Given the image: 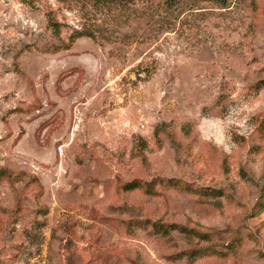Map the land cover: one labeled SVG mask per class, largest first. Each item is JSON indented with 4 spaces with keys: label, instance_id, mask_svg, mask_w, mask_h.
<instances>
[{
    "label": "rangeland",
    "instance_id": "obj_1",
    "mask_svg": "<svg viewBox=\"0 0 264 264\" xmlns=\"http://www.w3.org/2000/svg\"><path fill=\"white\" fill-rule=\"evenodd\" d=\"M0 264H264V0H0Z\"/></svg>",
    "mask_w": 264,
    "mask_h": 264
},
{
    "label": "trees",
    "instance_id": "obj_2",
    "mask_svg": "<svg viewBox=\"0 0 264 264\" xmlns=\"http://www.w3.org/2000/svg\"><path fill=\"white\" fill-rule=\"evenodd\" d=\"M60 1H61V0H60ZM195 1H202V0H195ZM208 1H213V2L217 3L218 5H224V4L226 3V0H208ZM51 26H52V29H53L55 32L58 30V24H57V23L51 21ZM80 36H84V34L77 33L76 38H78V37H80ZM133 186H134L133 184H129V185H127L126 187H127L128 189H132ZM175 229L178 230V231L181 232V233L191 234L190 232H187L186 229L181 228V227H179V228L176 227ZM158 231H161L163 234H168V233H169V231H168L166 228H163V229L160 228Z\"/></svg>",
    "mask_w": 264,
    "mask_h": 264
}]
</instances>
